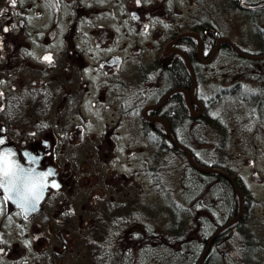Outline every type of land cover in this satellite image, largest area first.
Returning a JSON list of instances; mask_svg holds the SVG:
<instances>
[{
	"label": "flooded vegetation",
	"instance_id": "flooded-vegetation-1",
	"mask_svg": "<svg viewBox=\"0 0 264 264\" xmlns=\"http://www.w3.org/2000/svg\"><path fill=\"white\" fill-rule=\"evenodd\" d=\"M188 1L0 0V135L6 140L0 149L11 148L25 166L55 169L49 178L61 184L46 190L27 214L4 202L0 264H103V245L110 244L103 232L112 231L106 236L118 245L116 230L136 225L119 229L118 221L108 222L114 209L107 205L135 192L139 202H127L128 211L146 214L150 203L135 190L145 186L136 173L148 174L147 156L136 168L129 162L132 152L167 148L157 135H168V117L183 116V98L193 118L206 113L198 93L201 69L231 65L233 52L243 59L264 54L233 40L228 18L233 6L258 23L264 0ZM48 53L51 62L43 59ZM179 67L189 70L187 87L173 78ZM102 119L98 137L94 127ZM77 135L97 139L77 141ZM116 150L127 152L121 168ZM134 231L128 232L131 248ZM130 251L127 262L135 264ZM112 258L110 264H119L118 255Z\"/></svg>",
	"mask_w": 264,
	"mask_h": 264
},
{
	"label": "rangeland",
	"instance_id": "rangeland-1",
	"mask_svg": "<svg viewBox=\"0 0 264 264\" xmlns=\"http://www.w3.org/2000/svg\"><path fill=\"white\" fill-rule=\"evenodd\" d=\"M151 1L152 4L160 3V0ZM178 1L184 2L187 4V6L190 4V1L188 0ZM261 12V17L258 20L259 22L253 23L252 20L248 19L245 13L232 6L230 16H228V18L230 19V36H232L233 40H236L237 43L249 48L250 50L261 49L262 44H264V40H259L256 33V31L264 30V10ZM256 28L259 30H256ZM230 61L231 65L227 64L224 68H219L221 65L217 64L216 67H213L209 71L207 69H201L199 71L200 78L198 84V93L202 98H204L205 108L208 113L211 115H219L222 119L226 120L228 126L223 129L224 131L216 130L214 126L203 125V122L200 119H194L188 121L185 130L187 132L192 130L194 131V134L192 133L194 138H192L190 141L198 157L202 158L208 163L220 161L223 164V168L227 169L228 171L231 170L234 173H238L243 179L247 188L251 191V206L247 212L250 221L246 224L250 225L247 230L254 231L253 235L256 237L255 240L257 242L255 245L257 248V257L261 254L260 244L264 246V109L263 111H254L255 115L257 116H254L253 119H250L252 117V112L245 105L247 103L242 98H240V95H244L245 93L251 91H256L262 86L264 83V59H243L240 57L231 56ZM237 82L242 83L245 92L243 89L240 90L238 94L237 92L233 94L231 90L230 93L223 92L225 88H230ZM231 93L233 95H230ZM211 98L212 100L210 101ZM104 121V119L98 120L94 127L98 132V137L100 128L102 127V123ZM85 135L75 136L76 140L94 142V140L97 139V137L94 138V135H91L90 139V135H87L86 137ZM35 137L40 138L41 136L37 135ZM182 137H185V135H182ZM115 153L116 157L114 158V162L118 164V166L125 158L128 160L126 151L116 150ZM132 153L133 154L129 159V162L132 163V166H135L136 168L141 167V159L146 156L147 158L145 164L150 163V165L146 164V167L149 169L147 172L148 174L140 175L138 172L136 173V182L143 178L145 180V186H142L141 189L140 187L136 186L135 190H141L142 193L146 194L147 198L144 199H146V202H150V205L151 203H161V206L157 210L155 208V212H152L150 207H148L146 209V214L145 212L139 213L138 211L136 212L131 209V211H128L131 206L130 204L127 205V202H139V195L137 192H135L132 194L134 196L131 198H118L115 203H109L107 205V208L111 207L114 209L109 210V214H107L113 215L112 217H108V222L111 223L112 219L114 222L118 221L117 224L119 225L117 228L119 229L121 227H125L128 222L135 223L136 225H134V229L138 232L137 234L143 233L145 228L152 229L158 233L165 232L170 219L167 208L165 205H163V202L167 200L168 190H170V193H173L175 196H177L175 197L176 200L178 199L176 190L178 189L177 186L180 185V179L171 175L168 178L167 175L161 174V171H159L158 168L161 161L156 158L153 160V154L155 155V153H159L157 148L152 147L149 155L148 151H142L139 149H136ZM175 153L176 151H173L169 154L164 153L162 162L165 166L171 162H175L177 164L178 160H176V157L174 156L178 154ZM132 166L130 167V170L132 169ZM119 167L121 168L122 166L120 165ZM154 172H158L157 179L154 178ZM118 202H121L122 205L118 206ZM97 206L102 207L103 204L98 202ZM201 211L202 210L199 209L198 211L194 212L196 218L197 215L200 216ZM115 212L116 214H114ZM225 213V209L221 210L218 217H216L217 221L224 222L227 219L225 217ZM189 218L190 220H194L193 217ZM134 229L131 228V230ZM131 230H116V234L121 236L123 240H127L129 238L128 232ZM235 235H237V238H235L233 242H231L229 239H222L223 241L216 242L215 247L213 248L215 250L218 248V251L223 255L234 253V251L237 252L238 250L243 253H249V251L246 249L239 247L242 246L244 240H246L244 233H242V231L239 229ZM120 244H113L112 248L117 249L118 247V249L121 250ZM131 245H133L132 242ZM109 247L110 251H112L110 245ZM161 249L156 246L154 249L155 251H148L149 253L146 252L140 256L137 255V258L135 257V254H132L133 257L136 258L134 263L168 264V258H164L162 260L157 257L159 253L165 251V247H161ZM187 249L188 246L186 245L183 246V249L181 248L182 252L183 250ZM118 252L121 254L120 251ZM230 256L231 255H226L225 257L228 258ZM185 262L186 260L184 258H179L177 261H173L170 264H185ZM232 262L236 264L232 258L227 261L223 260L222 264H232Z\"/></svg>",
	"mask_w": 264,
	"mask_h": 264
},
{
	"label": "trees",
	"instance_id": "trees-1",
	"mask_svg": "<svg viewBox=\"0 0 264 264\" xmlns=\"http://www.w3.org/2000/svg\"><path fill=\"white\" fill-rule=\"evenodd\" d=\"M240 11H243V8H240ZM256 30L259 29L256 28ZM256 33L259 40L264 37V30L256 31ZM261 50H263L264 53V45H262ZM232 56L237 57L236 53L234 52ZM181 68L179 67L177 68V70L173 71V78H175V81L178 80L180 84L187 87V84L190 83V73L186 68ZM242 89L245 92L242 83L237 82L232 87L225 88L223 92L230 93L231 90L233 94L235 92H237L238 94ZM232 93L230 95H233ZM216 97L219 98L218 96ZM240 98H242L247 103L245 105L252 112V117L250 119H253L254 116H257L255 115L254 111H263L264 109V83L256 91H251L245 93L244 95H240ZM211 100L212 98L210 99V101ZM178 105L182 107L180 111L181 114L183 113V116L180 118L176 116L168 117L171 125L170 129L174 131L171 132L174 133V136L180 142H182L191 150L195 160L199 164L222 167L223 164L220 161L208 163L202 158L198 157L190 141L192 138H194V131L192 130L190 132H187L185 129L188 121L200 119L203 122V125L214 126L216 130H223L228 126L226 120L222 119L219 115H211L208 113V111H206V113L200 118H193L189 113V107L185 101V98H183L182 103ZM182 135H185V137H182ZM167 136L166 134L160 133L157 135L158 138H165L168 146L167 148L158 147L157 149L159 153H155V155L153 154V160L154 158H156L161 161L158 168L159 171H161L162 175L165 174L168 178L170 175L176 176V178L180 179V185L177 186L178 189L176 190L178 199L176 200L175 197L177 196H175L173 193H170V190H168L167 200L163 202V205H165L167 208L168 216L170 219L167 230L165 232L158 233L152 229L147 228L143 231V233H140L139 235H137V231H134V246L131 248L129 246V240H123L121 238L119 244L124 241L122 244H120L121 250L118 249V247L117 249L112 248L113 238L112 236H106L111 232L104 231L103 239H105V241L110 240L111 245H109L111 246L112 251H110L109 245H103V264L113 263L114 259L112 257L116 255L120 257L119 264H128L126 258L129 254L131 255L130 249L133 250V253L136 257L137 255L140 256L148 251L152 252L156 246L160 249L161 247H165V251L159 253L157 257L162 260L164 258H168V264L172 263L173 261H177L179 258H184L186 260L185 264H199L203 249L206 248L207 245V237H209V233H211L212 229L217 228L222 222L217 221L216 218L218 217L219 212L225 209L226 218H231L238 213L239 195L229 178L218 172H203L197 169L190 163L185 151L179 146L175 145ZM173 151H176L175 154H178L174 156L176 157V160H178L177 164L175 162H171L165 166L162 162L164 153L169 154ZM146 164L150 165V163ZM229 172L235 177V180L243 193L244 212L239 220H237L218 234L216 240L211 245L210 251L205 256L203 264H222L223 260L227 261L231 258L234 259L236 264H261L260 262H258V259L256 257L257 248L255 245L257 244V242L255 240L256 237L253 235L254 231L247 230L250 225L246 224L250 221L247 212L249 211L251 206V191L247 188L243 179L238 173L234 175V172H232L231 170H229ZM153 175L154 178L157 179L158 172H154ZM160 206L161 203H151V205L149 204L148 207H150L152 212H155V208L157 210ZM197 209H200L202 211L200 212V216L197 215L196 218L194 212L198 211ZM189 217H193L194 220H190ZM239 229L240 231H242V233H244L246 239L244 240L243 245L239 247L246 249L247 251H249V253H243L238 250L237 252L234 251V253L223 255L218 251V248L217 250L213 248L215 247V243L223 241L222 239H229L231 242H233L235 238H237V235L235 234L237 231H239ZM184 245L188 246V249L183 250V254L181 248L183 249ZM118 251H120L121 254H119ZM226 255L231 256L228 257V259L227 257H225ZM129 264L132 263L130 262ZM232 264H234V262H232Z\"/></svg>",
	"mask_w": 264,
	"mask_h": 264
},
{
	"label": "snow or ice",
	"instance_id": "snow-or-ice-1",
	"mask_svg": "<svg viewBox=\"0 0 264 264\" xmlns=\"http://www.w3.org/2000/svg\"><path fill=\"white\" fill-rule=\"evenodd\" d=\"M10 2L15 5L17 0H10ZM140 2L141 0H136L137 4ZM136 18L139 19L138 16ZM5 30H9V26L6 25ZM144 30L147 31V28ZM43 59L51 62L53 60L52 53L46 54ZM5 142V137L0 135V145H4ZM26 155L30 161L37 159L31 153H26ZM14 156L15 153L11 148L0 149V189H3L0 209L5 201H12L23 210L22 214H27L37 208L44 198L46 190L50 187L58 190L61 188V184L57 179L49 178L55 174V169L48 168L46 171H40L31 164L25 166ZM25 243L28 244L30 241L26 240Z\"/></svg>",
	"mask_w": 264,
	"mask_h": 264
},
{
	"label": "water",
	"instance_id": "water-1",
	"mask_svg": "<svg viewBox=\"0 0 264 264\" xmlns=\"http://www.w3.org/2000/svg\"><path fill=\"white\" fill-rule=\"evenodd\" d=\"M262 3H260L259 5H261ZM235 46V45H234ZM249 57H251V58H264V54H262V55H252V54H247ZM192 74H193V76H194V71H192ZM194 85H195V79L193 80V85H192V88H191V91L193 92L194 91ZM184 90L186 91V93H188V90L187 89H185L184 88ZM198 102V105H199V107H200V112H202L203 111V105H202V103L200 102V101H197ZM162 104V103H161ZM161 104H157V105H154V106H159V105H161ZM198 114H199V112L198 113H193V116H198ZM166 129H167V133H168V135H169V137L172 139V141L177 145V146H179L180 148H182L184 151H185V153H186V155H187V157H188V159H189V161H190V163L193 165V166H195V167H197L198 169H200L201 171H203V172H218V173H221V174H223V175H225L227 178H229V180L231 181V183L234 185V187H235V189L237 190V193H238V195H239V204H240V207H239V212L237 213V215L236 216H234V217H232V218H230V219H228L224 224H222L211 236H210V238H209V241H208V246H207V248L205 249V251H204V253H203V255H202V257H201V259H200V264H202L203 263V259H204V257H205V255H206V253L208 252V250H209V248H210V246H211V244H212V242H213V240L216 238V236L218 235V233L222 230V229H224L225 227H227V226H229V225H231L234 221H236L237 219H239L241 216H242V213H243V210H244V198H243V193H242V191H241V189L239 188V186L237 185V183H236V181H235V179L233 178V176L227 171V170H224V169H222V168H220V167H217V166H211V165H200V164H198L196 161H195V159L193 158V156H192V153H191V151L189 150V148H187L184 144H182L180 141H178V140H176L175 138H174V136L172 135V133H171V131H170V126H169V124L166 126ZM37 207H39V205L37 206Z\"/></svg>",
	"mask_w": 264,
	"mask_h": 264
}]
</instances>
